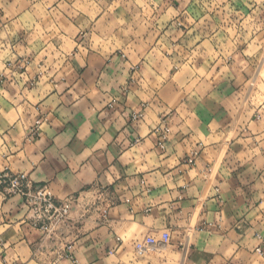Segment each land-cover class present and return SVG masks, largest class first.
Wrapping results in <instances>:
<instances>
[{
  "label": "crops",
  "instance_id": "0c3cea01",
  "mask_svg": "<svg viewBox=\"0 0 264 264\" xmlns=\"http://www.w3.org/2000/svg\"><path fill=\"white\" fill-rule=\"evenodd\" d=\"M19 173L74 202L0 183V264H264V0H0Z\"/></svg>",
  "mask_w": 264,
  "mask_h": 264
},
{
  "label": "built area",
  "instance_id": "2783aa9c",
  "mask_svg": "<svg viewBox=\"0 0 264 264\" xmlns=\"http://www.w3.org/2000/svg\"><path fill=\"white\" fill-rule=\"evenodd\" d=\"M39 125L40 120H37L32 127L33 134L38 133ZM169 132L170 128L166 125L162 138L166 139ZM0 183L5 184L7 194H21L24 197L27 216L32 225L51 232L68 219L74 199H57L47 185H32L26 173L5 174L0 177Z\"/></svg>",
  "mask_w": 264,
  "mask_h": 264
}]
</instances>
